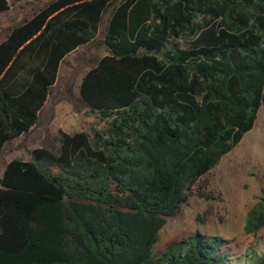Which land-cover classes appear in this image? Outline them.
<instances>
[{"label":"trees","instance_id":"16d2710c","mask_svg":"<svg viewBox=\"0 0 264 264\" xmlns=\"http://www.w3.org/2000/svg\"><path fill=\"white\" fill-rule=\"evenodd\" d=\"M100 33L107 55L79 95L92 128L61 132L58 151L30 150L0 179V264H228L202 234L152 256L264 106V0L48 3L0 44V154L38 123L66 56ZM263 229L264 196L245 232Z\"/></svg>","mask_w":264,"mask_h":264},{"label":"rangeland","instance_id":"374dc122","mask_svg":"<svg viewBox=\"0 0 264 264\" xmlns=\"http://www.w3.org/2000/svg\"><path fill=\"white\" fill-rule=\"evenodd\" d=\"M52 1L9 0L10 9L0 12V44L7 40L11 28L30 21ZM102 36L100 33L97 42L66 56L38 124L29 133L9 142L0 154V179L12 160L29 161L30 150L48 147L58 151L60 144L55 142V137L61 132L74 135L92 128L97 119L79 102V95L85 75L107 55L105 48L98 45ZM202 193H211L215 198L208 200ZM263 196L264 106L253 129L197 183L177 216L168 218L152 257L158 259L168 245L202 234L223 241L219 251L226 256L228 264H256L257 258L264 254V229L250 235L245 232V226L248 212Z\"/></svg>","mask_w":264,"mask_h":264},{"label":"crops","instance_id":"0c3cea01","mask_svg":"<svg viewBox=\"0 0 264 264\" xmlns=\"http://www.w3.org/2000/svg\"><path fill=\"white\" fill-rule=\"evenodd\" d=\"M64 60H65V59H64ZM63 62H64V61H63ZM63 62H62V63H63ZM47 102H48V100H47ZM47 102H46V104H47ZM46 104H45V106H46ZM45 106H44V108H45ZM44 108L42 109V111L44 110ZM42 111H41V113H42ZM41 113H40V116H41ZM39 121H40V118H39ZM39 121H38V122H39ZM37 124H38V123H37Z\"/></svg>","mask_w":264,"mask_h":264}]
</instances>
